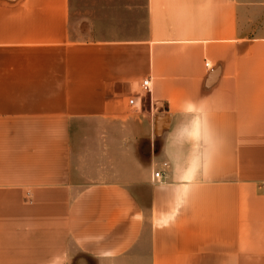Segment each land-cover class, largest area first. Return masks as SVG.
I'll list each match as a JSON object with an SVG mask.
<instances>
[{"label":"crops","instance_id":"crops-1","mask_svg":"<svg viewBox=\"0 0 264 264\" xmlns=\"http://www.w3.org/2000/svg\"><path fill=\"white\" fill-rule=\"evenodd\" d=\"M0 264H264V0H0Z\"/></svg>","mask_w":264,"mask_h":264},{"label":"built area","instance_id":"built-area-1","mask_svg":"<svg viewBox=\"0 0 264 264\" xmlns=\"http://www.w3.org/2000/svg\"><path fill=\"white\" fill-rule=\"evenodd\" d=\"M207 67H209V64H207ZM142 88H143L144 92H150L151 91V80L150 79L144 80L143 84H142ZM155 177L157 179H160L162 177V175L160 172H157L155 174Z\"/></svg>","mask_w":264,"mask_h":264}]
</instances>
